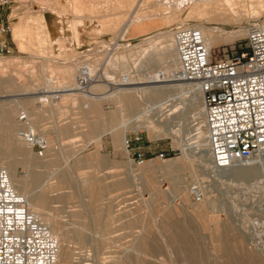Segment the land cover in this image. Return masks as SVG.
Wrapping results in <instances>:
<instances>
[{
  "label": "rangeland",
  "instance_id": "1",
  "mask_svg": "<svg viewBox=\"0 0 264 264\" xmlns=\"http://www.w3.org/2000/svg\"><path fill=\"white\" fill-rule=\"evenodd\" d=\"M139 1L16 0L13 3L12 19L9 24H5L7 32L3 35L10 53L0 52V101L11 114L9 130L4 131L9 134L8 143H16V115L20 110L28 111L33 116L34 128L49 141L45 159L55 161L49 168L24 165L21 159L26 157V152L21 151L16 155L5 140H0V153L3 154L0 167L4 168L5 162L13 163L16 177L29 180L26 192L44 195L45 212L51 215L52 224L59 227L58 232L66 236L65 242L71 248L69 264H264V188L259 184L261 180L208 173L205 162H201L195 153H191L190 158L193 166L200 170L198 178L194 179L180 169L173 171L168 165L184 155L179 139H184L183 142L191 146L196 142L195 132L191 131L196 124L193 121L195 111L185 105L189 102L188 98L177 97L175 104L179 109L174 107L178 112L173 114L168 111V103L163 105L161 112L164 113V124H157L158 130L150 132L141 127L129 128L128 139L140 138V141H134L133 146L140 147L145 155L146 161L142 166L133 162L126 148L124 150L122 146H116L111 134L103 135L102 141L98 143L90 141L93 125H101L105 114L116 111L113 102L103 101L99 113H88L87 116L91 109L84 108L87 101L83 97L62 96L60 103L42 104L44 109L42 112L39 110L41 104L38 97L43 95L37 92L48 86L44 83L46 80H50L51 88L64 87L66 81L63 70L66 66L72 65L76 69L103 62L109 56L112 59L120 57L124 59V65L117 67L107 78L113 83V88H119L116 81L118 76L128 74L136 83L130 87L151 89L179 85L184 81L143 83L147 81L146 78L161 74L166 69V63L156 60V52H146L143 45L151 42V46L159 48L157 37L169 35L184 24L213 29L222 27L228 32L233 30L241 34L232 43L221 42L213 47L216 58L231 57L246 51L248 25H261L264 20L263 11L256 18H243L239 23H218L195 18L183 22L187 13L179 12L171 22L161 19L163 15H157L153 19L133 22L122 31L125 20L129 19L128 13ZM158 9L160 7L155 0H143L138 14L145 16ZM49 18L53 19L52 25L61 30L57 35L61 41L59 44H31L30 40L36 37L38 29H32L21 41L15 39L14 28L17 24L29 23L33 27ZM78 20L84 22L81 47L65 46L63 41L68 39V28ZM143 24L145 31L133 30L134 26ZM31 32L34 35H30ZM173 72H170L171 76ZM75 73L72 75L74 81ZM26 89L30 96L18 95ZM163 98L166 97L148 99L146 104L139 101L135 110H125L123 114L132 119L136 110L158 105L157 101ZM196 105L197 112L202 113L203 96L200 91ZM158 110L149 112L148 119L159 123L157 120L161 113ZM176 123L182 126L175 127L179 130L178 135H164L167 126ZM58 129H63L64 133L60 134ZM202 130L207 139L203 123ZM95 154H98V160L91 166L76 168L77 161ZM161 154L164 156L161 157ZM31 157H36L33 151ZM58 169L62 173H69L67 178L71 183L66 188L59 186L56 175L51 176ZM82 173H89L101 182L100 188L103 189L99 192L104 197L98 201L89 197L82 183ZM195 182L202 185L205 194L200 203L195 202L189 193V187ZM17 187L24 190L20 184ZM204 205L210 209L205 220L199 217L198 212ZM167 214H170V221L165 219ZM98 216L97 222L95 219ZM131 222H137L136 227L130 226ZM79 234H83V238ZM136 237L137 242L145 239L148 243L147 249L138 253L139 261L136 254H125L130 246L135 245ZM127 256H130V260L126 259Z\"/></svg>",
  "mask_w": 264,
  "mask_h": 264
},
{
  "label": "bare ground",
  "instance_id": "2",
  "mask_svg": "<svg viewBox=\"0 0 264 264\" xmlns=\"http://www.w3.org/2000/svg\"><path fill=\"white\" fill-rule=\"evenodd\" d=\"M142 1L143 0H140L138 2V4L135 3V7L133 8V10H131L128 13L129 19L125 20L124 27H123L122 31H125L127 29V27H129L130 24L133 22L139 23V22H142L144 20L153 19L157 15H163V17L161 19H164V21H166V22H171L175 18V14L182 12V14L187 13L186 17L183 19V22H185L186 20H188L190 18H195V19H198V20L200 19L203 21H204V19H206L208 21L212 20V21H216L218 23H229V22L239 23L243 18H245L247 20L256 18L257 15L259 14V12L264 11L263 10L264 0H155L156 5L158 7H160V10L159 9L154 10L152 12V14H147L144 16V15L138 14L139 6L141 5ZM246 8L251 10V12H249V10L247 11ZM263 19H264V17H263ZM42 21H44V20H42ZM42 21L39 22L40 23L39 25L34 24L33 27H31L29 23L25 24V25L20 24V23L17 24L14 28L15 39L18 41H21V39L23 37H25V34L30 33V31L32 29H34V30L38 29L39 32H36V34H35L36 37L32 38V40H30L31 44L44 45L46 43L47 45L51 44V46H52V44H59V42H61V41L59 39L60 37L58 38L57 35L59 34V32H61L60 28L58 29L52 25V22H53L52 18H49V19H47V21H44L45 23ZM154 23H157V21H155ZM184 25H186V24H184ZM261 25L264 28V20H263V23ZM195 27H197L201 30V32L205 36V38L208 41V44L211 48L216 47L221 42L232 43L241 36V34H239L238 31L232 30V32H228L222 27L221 28L218 27L216 29L208 28L209 26L205 27V26H201V25L195 26ZM83 28H84V22L82 20H78L75 23L73 22V24H71L68 28V39L63 41L65 46L73 45V47H78V48L81 47L82 42H83L82 36H81V32H82L81 29H83ZM133 30L134 31L139 30L140 32L145 31L144 24L134 26ZM30 35H34V33L31 32ZM156 39H157V43L160 45L159 48H157V47L154 48L153 46H151V44H150L151 42H150L146 46L143 45V47H144L143 50H145L146 52H148V51L150 52V50L155 51L156 54H154V55H155L156 60L159 61L160 63H166V69L161 74L146 78L147 81H145L143 83L159 84V83H166V82H176V81L179 82V81H181L178 79L176 74H174L172 76L170 75L171 71H176V72L178 71V62H177L175 48H174L173 33H170L169 35H166V36L157 37ZM43 59H45V58H43ZM124 62L125 61L123 58L116 57V58L112 59V57L109 56L108 58H105V60L103 62H98L95 65H93V64L85 65L88 68L89 73H90V77L93 81L92 85L89 89V93L86 95H82L81 93L75 91L76 81L73 80L72 75H73V72L75 73L74 70H76V73H75V78H76V76L78 74V70L80 67L74 69V67L72 65L66 66L63 70V74H65L64 78L66 81L65 86L61 87V88H54V87L51 88V87H49L50 80H46V82H44V83L46 85L48 84V86H47L48 88L42 87V89L37 92V93L43 95V96L38 97L39 101H41V102L47 101L48 95H46V94L51 93L52 91H57V90L63 91L61 96H64V97H71V96L72 97H75V96L76 97H83L87 101V105L84 106V108H86V109L90 108L91 109L90 112H87V116H88V113L89 114L99 113V106L101 105V103L103 101L113 102L116 105V111L113 112L112 114H105L104 115V117L102 118V124H101L102 126L100 124H94L93 125V133H92L93 136L90 139V141L98 143L102 139L103 135L111 134L114 141H115L116 146L117 147L122 146V149L124 148V150H125V148H126L125 147V141H126V137H127V131L129 130L130 127H137V128L141 127L142 129L143 128L148 129L150 132L158 130L157 127L159 125L157 126V124H160L161 126L164 124L162 122L164 120L163 119L164 113L161 112L163 105L168 103V107H170V109L168 111H171V114H173L175 112H178L177 110L173 109L174 107H176L175 103L177 101V97L180 99L181 98H184V99L188 98L189 102L187 104L185 103V105L192 108L195 111V113L193 114V121L196 122V124L194 125V127L192 128L191 131L195 132V138L194 139H196V142H195L194 146H191L187 142L184 143L183 142L184 139H182V140L179 139L178 143L181 145L182 150L184 152V155H183V157H181L175 161L169 162V164L167 163L169 166H171V169H173V171L175 169H180V170H183L185 173H189L192 176V178H194V179L198 178L199 177L198 173H200V170H198V168H195V166H193V163L191 162L192 158H190L191 153H192V155H193V153H195V154H197V156H199L198 159L201 160V162H205L204 163L205 170L208 173L211 172L212 174H215V175H228V176L232 174L231 176H233L237 179H248V178L254 177V178H256V180H261L259 182V184L262 186V188H264V165H259V164H256L255 162L251 161V162H248L245 164H240V165L234 166L233 168H231L229 170H225V171L216 170L211 166L210 148H208L209 147L208 140L205 138V134L202 130L203 116H202L201 112H197L198 107L196 105V102H197V95L199 93V89L195 84H193V83H188V84L186 83L185 84V82H184L182 84L174 85V86H170V87H166V88H161V87H159V88L151 87V89L136 88V87H130L132 85H136L135 80L133 78L130 79V82L126 83L122 79V76H118L116 81L118 82L119 88H113L111 86L113 83L109 82L107 80V78H109L111 76V74L113 73V71L117 67H119L120 65L123 66ZM107 66H108V70H107ZM1 85H2V83H0V87H1ZM8 86H10V84ZM33 88H35V87L33 86ZM8 89H10V87H8ZM11 93H13V92H11ZM29 94H30L29 90L26 89V91L24 93L22 92L18 95L19 96H26ZM163 96L166 97V98H163L164 100L161 99L160 102L155 100V101H157L158 105L154 104L153 107L152 106L149 107L150 106L149 105L148 108L145 107L146 109L144 108L141 110H136V113L134 114V118H132V119L129 118V116H125L123 114V111H125V110L128 112L135 110L139 101L145 102L148 99H152V98L153 99H156V98L159 99V98H162ZM4 97H7V95H5ZM21 99H24V98H21ZM1 102L2 101H0V140L1 141L5 140L8 143L7 140L9 139V136H8L9 134L7 135L6 131L9 130L8 129L9 128L8 123H9V119H11L10 118L11 114H10L9 109L5 108L4 105H1ZM144 104H146V102ZM176 108H178V107H176ZM157 109H159L158 111H160V113H161L160 115H158L157 121H159V123H157L154 119L149 120L150 118L148 119V117H147L149 112H151L152 110L153 111L157 110ZM145 117H147V118H145ZM161 118H162V120H161ZM168 125H169V123H168ZM176 126L182 128V126H180L177 123L175 125L170 124V126H167V128L165 129L164 135H175V134L178 135L179 130L175 129ZM5 129H6V131H4ZM4 132H6V135ZM58 132L60 134H63L64 130L58 129ZM158 135H160V133ZM16 139H17L16 143H8V144H9V147L11 148V152L16 153V155L19 154L21 151L26 152V154H25L26 157L21 159V161H22L21 163H23L24 165L33 166L35 168H41V167L42 168L43 167L49 168L51 165H54V161H55L54 159L39 158L38 156H36L34 158L31 157V150L25 148V145L21 140H19L18 138H16ZM48 143H49V141H48ZM95 155L96 156L87 157L85 159H81V160L77 161L76 162V168L79 169V167L81 168V167L91 166L93 163H95V160H98V156H97L98 154H95ZM2 156H3V154L0 153V157H2ZM47 157H49V156H47ZM1 162L2 161H0V163ZM5 164L6 165H5L4 169H6L8 171L10 178L12 180V183L14 184L16 190L20 194L24 195L27 198L28 204H29V209L33 213H35L38 217L41 218V220L44 222V224H46L49 227L51 232L57 238V240L60 244L59 261L57 264H69L70 259H71V248H70L69 244L67 245L65 242L66 236H64L58 232L59 227L56 224H52L51 215L48 214L47 212H45L44 208H45L46 202L44 199V195H40V194L30 195L29 193H27L26 191H27V188L29 185L28 184L29 180L16 177V169H15L16 166L14 167L13 163L5 162ZM250 164H253V165H250ZM204 166H202V167L204 168ZM203 168H202V170H203ZM50 172H52V171H50ZM68 174H67V172L62 173V170L60 171V169H58L56 171H53L51 173V176L56 175L60 187H65V186L68 187V185H70V183H71L67 178ZM83 175H84V179L82 180V183L86 187V189L88 190L89 197H91L93 200L98 201V199L103 196L99 192L100 189H103V188H100L101 182L97 181L95 179V177L89 173H85ZM35 180L36 179H34V181ZM17 184H20L21 186H23L24 190H20L17 187ZM63 190H65V189H63ZM104 192H105V190H104ZM104 192H103V194H104ZM160 196H161V194H160ZM209 210L206 208V205L202 206V208H200V210L198 211L199 217H201L203 220H205ZM99 217L100 216L96 217V219H95L97 222L99 221ZM170 218H171L170 214H167L165 219L167 221H170ZM130 224H131L130 226H135L137 224V222H131ZM109 225L110 224H108L107 227H109ZM79 235H80L79 237L83 238V234L82 235L79 234ZM137 239H138V237H136L135 245L133 244L132 246H130V248H128V250L126 251L125 254H136L138 256L137 260L139 261L140 257L138 255V253L142 252L143 250H146L148 247L147 246L148 243H147V240H145V239H142L141 241L137 242ZM64 242H65V244H64ZM78 242H80V241H78ZM81 247H83V245ZM123 256L124 255L122 254V257ZM129 258H130V256H129ZM129 258H128V256L126 257V259L130 260ZM120 260H121V258H120Z\"/></svg>",
  "mask_w": 264,
  "mask_h": 264
},
{
  "label": "built area",
  "instance_id": "3",
  "mask_svg": "<svg viewBox=\"0 0 264 264\" xmlns=\"http://www.w3.org/2000/svg\"><path fill=\"white\" fill-rule=\"evenodd\" d=\"M16 0H0V10L12 7ZM247 49L231 57L216 58L201 30L180 25L173 32L178 62V79L195 84L203 96V125L216 170L255 162L264 165V28L258 23L247 27ZM7 32L0 24V36ZM0 52L10 53L5 40ZM133 78L123 75L127 83ZM97 79V78H96ZM75 91L86 95L92 85L88 68L78 70ZM63 91L48 93L46 103L61 101ZM16 136L39 158L49 151L48 139L33 126V116L20 110L15 118ZM134 140L126 137L125 147L133 162L142 166L145 155ZM132 152V153H131ZM164 155L161 154V157ZM195 202L204 200L199 182L189 187ZM60 244L49 227L29 209L27 198L20 194L8 171L0 167V264H57Z\"/></svg>",
  "mask_w": 264,
  "mask_h": 264
},
{
  "label": "crops",
  "instance_id": "4",
  "mask_svg": "<svg viewBox=\"0 0 264 264\" xmlns=\"http://www.w3.org/2000/svg\"><path fill=\"white\" fill-rule=\"evenodd\" d=\"M12 12H13L12 7L2 8L0 10V24H2V25L9 24L11 22V19H12ZM2 39H3V37L0 36V42L2 41Z\"/></svg>",
  "mask_w": 264,
  "mask_h": 264
}]
</instances>
